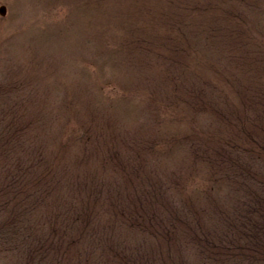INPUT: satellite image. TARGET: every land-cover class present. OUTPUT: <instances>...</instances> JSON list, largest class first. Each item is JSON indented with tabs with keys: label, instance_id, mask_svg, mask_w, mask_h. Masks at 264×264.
I'll use <instances>...</instances> for the list:
<instances>
[{
	"label": "rangeland",
	"instance_id": "obj_1",
	"mask_svg": "<svg viewBox=\"0 0 264 264\" xmlns=\"http://www.w3.org/2000/svg\"><path fill=\"white\" fill-rule=\"evenodd\" d=\"M0 4V264H264V0Z\"/></svg>",
	"mask_w": 264,
	"mask_h": 264
},
{
	"label": "water",
	"instance_id": "obj_2",
	"mask_svg": "<svg viewBox=\"0 0 264 264\" xmlns=\"http://www.w3.org/2000/svg\"><path fill=\"white\" fill-rule=\"evenodd\" d=\"M6 8L3 4H0V14L3 15L5 14Z\"/></svg>",
	"mask_w": 264,
	"mask_h": 264
}]
</instances>
